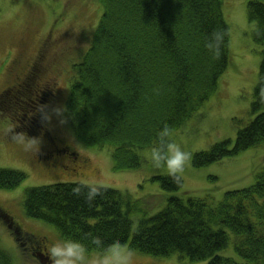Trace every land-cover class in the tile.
Listing matches in <instances>:
<instances>
[{"label":"trees","instance_id":"obj_1","mask_svg":"<svg viewBox=\"0 0 264 264\" xmlns=\"http://www.w3.org/2000/svg\"><path fill=\"white\" fill-rule=\"evenodd\" d=\"M98 2L103 13L90 46L79 63L72 65L65 107L73 118L68 123L73 138L86 147L110 148L116 171L137 169V150L150 148L165 124L171 131L183 125L215 93L229 61L223 0ZM246 10L248 22L254 26L253 40L263 46L249 112L252 119L237 130L232 146L225 141L194 154L193 168L232 158L264 143V102L259 96L264 87V2L248 0ZM213 30L228 33L219 59L204 47ZM34 77L32 73L15 91L22 119L11 132L23 133L18 137L24 140L40 139L41 148L48 152L44 158L53 154L55 161L60 160L58 156L74 159L69 145L57 146L52 125L41 123L39 105L52 106L55 91L43 82H38L41 87L32 86ZM24 179L21 172L0 170V190L14 189ZM151 180L167 193L182 188V182L173 183L167 174ZM74 186L56 183L26 190L22 203L25 217L55 227L62 239L81 240L91 232L105 244L120 240L133 251L155 257L178 254L206 264H264V169L257 173L253 185L226 192L217 204L208 197L167 196L160 211L136 225L130 214L139 203L108 188L89 207L83 198L71 195ZM228 231L234 236L233 250L243 263L219 255L229 244ZM8 263L7 255L0 251V264Z\"/></svg>","mask_w":264,"mask_h":264},{"label":"rangeland","instance_id":"obj_2","mask_svg":"<svg viewBox=\"0 0 264 264\" xmlns=\"http://www.w3.org/2000/svg\"><path fill=\"white\" fill-rule=\"evenodd\" d=\"M247 1L223 0V18L229 29L227 68L215 93L190 119L172 131L173 141L191 154L190 164L183 173L182 188L176 193L162 191L151 180L153 176L167 173L151 166L147 155L149 148L136 151L139 168L116 171L110 148L86 147L76 139L75 143L70 142L73 136L69 123L60 127L55 118L52 132L57 146L69 145L76 157L58 156L60 160L55 161L52 154L51 158H44L48 157L47 153H38L29 147L27 140L11 132L22 119L15 90L3 96L0 100V170L18 171L25 175L14 189L0 190V251L7 255L8 264H41L32 247L37 251V247L41 248L39 239L45 238L49 249L62 239L55 227L25 217L22 207L24 192L31 188L79 180L103 181L109 185L108 188L126 195L133 203H139L138 210L130 214L136 225L139 220L160 211L169 195L208 197L217 204L226 192L241 190L255 183L257 173L264 169V143L206 167L192 166L194 154L225 141L232 146L237 130L252 119L249 112L263 46L253 40L254 26L247 19ZM102 13L103 7L98 0H0V90L9 80L6 68L12 60L30 61L37 50L46 45L47 50L48 47L54 50V59L57 57L55 72L51 75L56 82L52 106H65L72 65L79 63L89 48L91 35ZM30 81L32 86L41 82L37 76ZM43 150L46 149L40 147V151ZM154 200L156 205H151ZM29 235H34L35 239ZM228 235L229 244L219 255L243 263L244 260L233 250V234L228 231ZM27 252L32 256L27 258ZM133 252L132 264L207 263L192 262L178 254L155 257ZM42 262L50 264L49 256L43 255Z\"/></svg>","mask_w":264,"mask_h":264},{"label":"clouds","instance_id":"obj_3","mask_svg":"<svg viewBox=\"0 0 264 264\" xmlns=\"http://www.w3.org/2000/svg\"><path fill=\"white\" fill-rule=\"evenodd\" d=\"M228 36L223 30H213L204 41V47L214 59L222 55V48L225 38ZM259 96L264 102V87L259 89ZM41 123L45 127L52 125L55 118L60 127L68 124L72 114L62 104L55 106L39 105ZM23 136V133H16ZM29 147L40 152L41 140L27 137ZM70 142L75 143L74 138ZM148 159L155 169H163L173 183L180 184L183 173L190 164L191 154L172 139V131L168 125H164L157 133L150 148ZM75 186L71 188V195L76 198H83L85 204L92 207L97 198H102L109 185L103 181H74ZM87 240L88 244L82 242ZM89 245L91 247H89ZM50 264H132L134 252L126 247L120 240L105 244L102 238L91 232L85 233L81 240L58 239L48 249Z\"/></svg>","mask_w":264,"mask_h":264},{"label":"flooded vegetation","instance_id":"obj_4","mask_svg":"<svg viewBox=\"0 0 264 264\" xmlns=\"http://www.w3.org/2000/svg\"><path fill=\"white\" fill-rule=\"evenodd\" d=\"M48 48L49 49L47 50L46 45L45 46L43 45L42 47H40V49L37 50L36 54L32 57L30 61L21 60V58H18L15 61L12 60V62L6 68V72H7L6 75L9 77V80L6 81V84L0 90V100H2L3 96L10 90L14 92V90L16 91V89H19L22 84H24L25 82L29 80L32 73L35 74V77L37 73L38 80L40 79L44 85L49 84V86L53 90H55L56 82L54 80V77L51 75L55 72L54 63L57 57H55L56 59H54V54H55L54 50L50 47ZM47 74H49L50 77H48ZM39 84L40 83L36 84V88H38V86L41 87V85ZM41 152L48 153L47 150H43ZM18 229L22 230L21 227L20 228L18 227ZM15 235L18 236V233L16 232ZM29 236L33 240L35 239L34 235H29ZM32 243L34 244L35 242H32ZM39 244L41 245V248L37 247L36 248L37 251H35V247H32V250H34L33 254H37L38 261L41 262V264H44L42 262V259H43V255L49 256V253H48L49 244L45 240V238L39 239Z\"/></svg>","mask_w":264,"mask_h":264}]
</instances>
